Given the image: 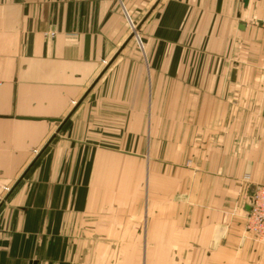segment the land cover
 Returning <instances> with one entry per match:
<instances>
[{"label":"crops","instance_id":"crops-1","mask_svg":"<svg viewBox=\"0 0 264 264\" xmlns=\"http://www.w3.org/2000/svg\"><path fill=\"white\" fill-rule=\"evenodd\" d=\"M263 14L264 0H0V264H141L158 245L171 264L178 244L187 264H264L224 217L238 178L264 184ZM178 127L197 203L127 223L109 188L125 150Z\"/></svg>","mask_w":264,"mask_h":264},{"label":"rangeland","instance_id":"rangeland-1","mask_svg":"<svg viewBox=\"0 0 264 264\" xmlns=\"http://www.w3.org/2000/svg\"><path fill=\"white\" fill-rule=\"evenodd\" d=\"M263 20L264 14L261 17V22ZM261 22L260 24L264 29ZM131 27L134 26L131 25ZM181 138L179 127L173 133H167L163 130L158 133L157 149L125 150L124 182L119 180L116 183V181L110 180L109 188L123 190V197L120 199L125 201L116 206L127 223L136 222L138 217L140 222H143L148 206H152L150 217L159 223L164 220L166 214L170 216V211H172L174 220L183 216L184 212H181L179 206L197 203V198L191 194L195 195L196 190L202 187L203 182L197 180V173L201 171V167L193 165L192 161L188 160L193 154L190 155L191 150L182 148ZM136 153L141 156V159L138 160V158L131 156ZM145 158L150 159L153 164H146L143 160ZM236 187L238 193L236 201L233 203L236 208L233 212L224 213V217L226 220L236 219L243 223L242 240L249 239L264 246V224L261 226L260 218H257L258 216L256 217L253 213L254 209L257 208L256 195L261 190L264 191V184H254L252 176L245 173L237 179ZM251 188L253 190L248 194V189ZM112 209H115V206L110 204L109 210ZM119 247L127 249L130 246ZM152 247L154 248V246L150 248L149 246H141V264H165L159 259V254L163 253L164 246H155L158 259L155 261L150 258L151 260H149V254L151 253L153 256ZM193 247L196 248V246ZM172 249L174 260L171 264H187L186 261L182 260V255L186 253L187 246L178 244L173 245Z\"/></svg>","mask_w":264,"mask_h":264},{"label":"built area","instance_id":"built-area-1","mask_svg":"<svg viewBox=\"0 0 264 264\" xmlns=\"http://www.w3.org/2000/svg\"><path fill=\"white\" fill-rule=\"evenodd\" d=\"M264 26V20L261 22ZM257 198V208L254 209V214L257 218H260V225L262 226L264 224V191L261 190V192H258L256 195ZM264 229V227H263Z\"/></svg>","mask_w":264,"mask_h":264},{"label":"water","instance_id":"water-1","mask_svg":"<svg viewBox=\"0 0 264 264\" xmlns=\"http://www.w3.org/2000/svg\"><path fill=\"white\" fill-rule=\"evenodd\" d=\"M247 2H248V0H245V4H247ZM136 30H137V29H135V31L133 32L131 38H133V37L135 36V32H137Z\"/></svg>","mask_w":264,"mask_h":264}]
</instances>
